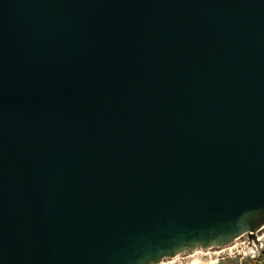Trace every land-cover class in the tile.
<instances>
[{
  "label": "water",
  "instance_id": "95a60500",
  "mask_svg": "<svg viewBox=\"0 0 264 264\" xmlns=\"http://www.w3.org/2000/svg\"><path fill=\"white\" fill-rule=\"evenodd\" d=\"M264 222V0H0V264H144Z\"/></svg>",
  "mask_w": 264,
  "mask_h": 264
},
{
  "label": "bare ground",
  "instance_id": "6f19581e",
  "mask_svg": "<svg viewBox=\"0 0 264 264\" xmlns=\"http://www.w3.org/2000/svg\"><path fill=\"white\" fill-rule=\"evenodd\" d=\"M263 242L264 222H261L255 228V241H253V239L248 241L246 230L243 229L240 232L231 235L226 242L221 244H217L214 241L201 243L197 240L192 243H184L171 251L162 252L157 257L148 259L144 264H174L175 262H182V259L186 258L192 261L190 262L191 264H197L202 261L199 260V257H202L203 260L209 259L208 262L213 263L215 262L213 260L214 255L225 249H230L238 243L247 244L244 245L242 251L243 253H248L258 250L260 246L264 244Z\"/></svg>",
  "mask_w": 264,
  "mask_h": 264
},
{
  "label": "rangeland",
  "instance_id": "374dc122",
  "mask_svg": "<svg viewBox=\"0 0 264 264\" xmlns=\"http://www.w3.org/2000/svg\"><path fill=\"white\" fill-rule=\"evenodd\" d=\"M244 245L247 244L238 243L230 249H225L226 251H220L214 255L213 260L215 262L213 263H209V259L203 260L202 257H199V260L202 261L197 264H264V244L258 250L248 253H243ZM190 262L192 261L186 258L182 259V262H175L174 264H191Z\"/></svg>",
  "mask_w": 264,
  "mask_h": 264
}]
</instances>
